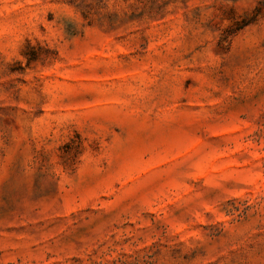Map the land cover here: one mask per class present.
I'll use <instances>...</instances> for the list:
<instances>
[{
    "label": "rangeland",
    "instance_id": "374dc122",
    "mask_svg": "<svg viewBox=\"0 0 264 264\" xmlns=\"http://www.w3.org/2000/svg\"><path fill=\"white\" fill-rule=\"evenodd\" d=\"M0 264H264V0H0Z\"/></svg>",
    "mask_w": 264,
    "mask_h": 264
},
{
    "label": "trees",
    "instance_id": "16d2710c",
    "mask_svg": "<svg viewBox=\"0 0 264 264\" xmlns=\"http://www.w3.org/2000/svg\"><path fill=\"white\" fill-rule=\"evenodd\" d=\"M28 60H30V59H28Z\"/></svg>",
    "mask_w": 264,
    "mask_h": 264
}]
</instances>
